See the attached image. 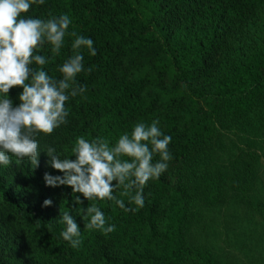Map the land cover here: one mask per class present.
Here are the masks:
<instances>
[{
	"label": "trees",
	"instance_id": "obj_1",
	"mask_svg": "<svg viewBox=\"0 0 264 264\" xmlns=\"http://www.w3.org/2000/svg\"><path fill=\"white\" fill-rule=\"evenodd\" d=\"M65 14L71 23L59 55L45 42L33 55L48 62L30 67L62 79L60 67L74 55L72 32L91 38L96 55L80 50L85 70L76 85L85 91L65 102L67 123L34 137L38 166L11 153L10 165L0 164V264H235L193 244L186 228L195 201L216 208L230 190L247 213L261 216L256 245L264 247V187L256 155L233 152L229 182L211 165L219 128L238 125L264 104V0H44L20 18L47 21ZM22 90L10 88L0 100L8 97L16 106ZM154 121L172 138V159L158 179L147 182L143 207L130 202L134 190L121 195L122 186L113 196L136 211H124L115 200L88 201L69 185H46L45 173L63 176L49 163V147L61 159L75 160L79 137L106 139L111 147L136 124ZM159 160L154 154L153 163ZM46 199L50 206H42ZM93 204L106 226L115 225L113 232L86 227L90 216L83 210ZM64 212L80 230L78 248L61 236ZM256 258L253 264H264V255Z\"/></svg>",
	"mask_w": 264,
	"mask_h": 264
},
{
	"label": "clouds",
	"instance_id": "obj_2",
	"mask_svg": "<svg viewBox=\"0 0 264 264\" xmlns=\"http://www.w3.org/2000/svg\"><path fill=\"white\" fill-rule=\"evenodd\" d=\"M33 3L42 5L44 0H0V93L7 96L10 88L21 86L23 89L16 106L8 97L0 100V164L5 166L11 163L6 153L21 159L28 157L32 168L38 166V143L34 137L38 133L51 134L67 123L65 102L70 96L85 91L84 87L76 85V76L85 70L80 50L87 48L91 55H96L91 38L72 32L69 35L76 37L72 43L74 55L60 67L62 79L50 77L42 67L33 70L30 67L33 62L39 66L48 62L42 55L34 56V50L47 42L52 46V52L59 55L71 23L66 14L47 21L20 18ZM30 76V83H26ZM157 124V121L149 126L138 123L131 135H121L111 147L106 139L97 137L89 142L79 137L73 148L75 160L61 159L56 149L49 147L46 151L49 163L63 176L45 173L46 185H69L73 193H82L88 201L115 200L124 211H136V208L126 207L123 200L116 199L113 190L122 186L123 196L134 190L135 195L131 196L130 202L137 208L144 206V187L150 179H158L172 159L168 150L172 138L163 135ZM154 154L160 156L155 163ZM125 156L131 160L121 159ZM113 181H116L115 185ZM75 200L81 203L80 197H75ZM51 203L46 199L42 206H50ZM83 211L90 216L87 228L102 230L105 234L115 230V225L106 226L105 216L95 204ZM61 220L66 225L61 232L62 238L73 248H78L81 239L77 223L69 212L62 213Z\"/></svg>",
	"mask_w": 264,
	"mask_h": 264
},
{
	"label": "rangeland",
	"instance_id": "obj_3",
	"mask_svg": "<svg viewBox=\"0 0 264 264\" xmlns=\"http://www.w3.org/2000/svg\"><path fill=\"white\" fill-rule=\"evenodd\" d=\"M218 135L211 152L212 167L223 172L229 182L232 174L228 164L232 153L238 149L250 151L256 155L255 170L264 187V104L238 125L226 123L220 127ZM261 221L259 214L247 213L240 206L237 193L230 190L226 202L216 208H207L199 200L195 201L186 228L190 241L206 248L217 259L251 264L257 256L264 255V247L256 245L261 236Z\"/></svg>",
	"mask_w": 264,
	"mask_h": 264
}]
</instances>
